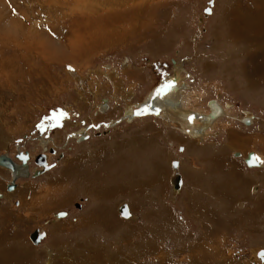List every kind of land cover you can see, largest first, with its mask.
<instances>
[{"label":"rangeland","instance_id":"rangeland-1","mask_svg":"<svg viewBox=\"0 0 264 264\" xmlns=\"http://www.w3.org/2000/svg\"><path fill=\"white\" fill-rule=\"evenodd\" d=\"M115 1L0 0V25L16 19L20 27L15 38L0 35V154L22 147L39 155L49 145L54 151L51 173L22 178L23 187L16 183L26 208L14 209L17 197L0 203V264H45L51 251L53 264H264L256 254L264 250V216L256 220L243 201L235 206L238 192L223 183L216 190L232 192L236 200L228 208H244L242 214L233 216L224 205L216 212L194 211L188 193L169 182L174 160L188 178L211 161L213 169L222 161L227 170L229 159L214 153L240 151L228 145V130L241 133L231 137L247 152L260 150L264 160V140H243L241 130L264 132V28L258 24L264 0H127L120 8ZM38 38L52 39L54 49L49 52ZM135 75L143 82L132 81ZM175 76L185 85L184 109L205 113L207 102L216 100L232 107L212 137L191 141L152 115L109 127L130 101H145L159 82ZM105 99L108 109L101 113L97 107ZM69 109L78 114L76 124ZM245 111L254 117L250 126L239 122ZM53 116L60 125L46 124ZM65 123L72 124V136L84 129L82 143L63 134ZM44 134L50 136L46 146ZM244 168L248 175H264V167ZM7 181L6 175L2 183ZM246 186L250 195L252 188L260 191L257 183ZM203 197L205 205H214L210 193L202 191ZM122 203L131 219L119 217ZM60 210L67 215L58 219ZM34 229L44 233L38 244L30 239Z\"/></svg>","mask_w":264,"mask_h":264},{"label":"bare ground","instance_id":"bare-ground-1","mask_svg":"<svg viewBox=\"0 0 264 264\" xmlns=\"http://www.w3.org/2000/svg\"><path fill=\"white\" fill-rule=\"evenodd\" d=\"M126 2H127V0H116L114 6H117L118 8H120V6H121L120 4H124ZM18 24H19L18 20L11 19L8 25H6V26H1L0 25V35H2V36H10V38H15L16 36H19V29L18 28H20V27H19ZM258 24H259V28H264V16L261 17V20H260V22ZM58 30H59V28H58ZM91 35H94V34L91 33ZM262 37H264V35ZM35 40H36V38H35ZM52 41H53L52 39L50 41H48V40L42 41V40H40V38H38L37 42L41 43L43 45V47L47 48L49 50V52H50V50L54 49L53 45H52L53 43H51ZM261 44L264 46V39L261 42ZM57 49H58V47H57ZM98 73H99V71H98ZM108 77H109V80L113 83L115 89H120L118 84L121 85V81H120V79L117 78L116 74L115 73H111ZM77 83H78V81H77ZM80 83H81V81H80ZM160 86H159L160 88L158 90L153 91L150 95L146 96V99H145V101L143 103L141 102V103H137V104H132V101H130L129 104H127L128 107H126V109H124V111H123V116H124L123 118L126 119L128 117V119H129L128 122H130L131 119L134 118V117L135 118L136 117L140 118V116L144 117V113H148V115L152 114V115H154V116H156L158 118L159 117L163 118V120H165L168 125H171L172 127L176 128V129H179L183 133L184 136H186L188 139L191 138L192 141L196 142L197 140L201 141L203 138H205V136L207 135L206 131H208L209 127L213 123L218 121L220 117L225 116L227 114V112L230 110V108H232L230 105H225L226 106L225 107L222 104H220V102L218 100H216V101H210V102L208 101L207 102V105H208V103H210V104H209V107H207V111L205 113H200V112H196V111H193V110L184 109L182 107V105H180V99L182 97H184V96H185L184 98L186 99L187 95L184 94L185 93L184 91H183L184 93L182 92V90L185 89V85L183 84L181 76H175L172 79L169 78L167 81H164V83L162 85H160ZM122 93L125 94V92H123V91H122ZM131 94L132 93H130L129 94L130 97H128L130 100L132 98ZM106 102H107L106 99L103 100V103H106ZM130 104H132V105H130ZM104 106H106V105H104ZM136 108H138V109L141 108L143 110L145 108L146 111L144 110L142 112L141 110H139L140 114L139 115H134L132 113V111L134 109H136ZM101 109H103V108H101ZM245 116L246 117H243L241 119V122L243 124H245L246 126H250L251 123H252V119H254V117L252 115H250L249 113H247V111H245ZM190 117H191V120L189 119ZM125 119H123V120H125ZM60 120H61L60 118H54L52 120L50 119V121L46 120V124L47 125H51L52 122L55 123L56 121L59 122ZM110 124L113 125V122H111ZM83 130H81V131H83ZM82 133L83 132H81L80 134H77L76 137L77 136H78V138L82 137L81 136ZM72 137H74V135ZM85 138L86 137H84L82 140H84ZM45 144H46V142L43 143L44 146H46ZM182 150H183V148L181 147V150L179 149V151H182ZM24 153H26V156H27V159L25 160V165H26L25 167L24 166H20L21 164H15L14 161L9 159L6 155H2L4 157H6V159H9V161L11 163V166H14V167L16 166V168H14L15 171H13L12 167H9L8 165L0 163V170H4L5 172H6V169L8 171L10 170L14 174L15 177H24V178L28 177L29 176L28 166H27L28 153L27 152H24ZM240 155L241 154H239L238 152H234V156L240 157ZM16 159H17V157H16ZM36 159L41 160L44 165L47 164L44 161V156L43 155L37 156ZM245 159H244V163L246 164V166L248 168H263L264 167V162L260 158H258L260 160V162L258 164H256V165H252V166L247 165V163L245 162ZM17 160L20 162L19 159H17ZM36 163L39 164L38 162H36ZM172 163H173V161L171 162V169L173 171L172 172V175H173L174 167H172ZM51 168H52V166H48L46 169H43L44 171H42L41 173H39L37 175H32V177L35 178V177L43 174L45 171H47V170H49ZM176 172H177V174H178V176L180 178V187H179V189L174 187V185L170 181L169 182H170L172 188L175 191L180 192L179 190L181 189L182 181H181V176H180V173H179V162H178V160H177V165H176ZM172 175H171V177H172ZM171 177H170V180H171ZM15 186H16V184L14 182H11V183L8 184L7 190L10 191L13 188H15ZM255 190L256 189L253 188V191H255ZM123 205H125V207L127 208V212L129 213V216L127 218H123V219H126V220L130 219L132 216H131V214L129 212V208H128L126 203H123ZM119 206L121 207V205H119ZM77 207H79V206H77ZM120 207H118V208H120ZM61 213H63V212H61ZM55 216L57 218H63L66 215H58V214H56ZM120 218H122V217H120ZM37 232H38V230H37ZM43 237H44V233L39 237L37 242H33L32 240L31 241L33 242V244H38ZM8 255L9 254L7 253L6 256H8ZM48 255H47V258L45 260V264H53L52 251ZM261 261H263V260H261ZM9 263H11V262H9Z\"/></svg>","mask_w":264,"mask_h":264},{"label":"crops","instance_id":"crops-1","mask_svg":"<svg viewBox=\"0 0 264 264\" xmlns=\"http://www.w3.org/2000/svg\"><path fill=\"white\" fill-rule=\"evenodd\" d=\"M262 70H264V69H262ZM206 109H207V107H206ZM216 123H217V121L209 127L208 132H210V134L207 133L206 138L212 137L211 131H212V128L215 126ZM250 129L251 128H249V129L241 128L242 135H243L242 137H245V138H242L243 140L249 139V141H252L254 138L257 141L264 140V136H261V134L264 132H260V133L248 132L247 130H250ZM226 133L228 135V138L230 139L228 141V145H233V144L236 145L237 144L238 146H240V151H242L243 153L250 150V149H248L247 146H242L241 142L239 141L238 138H236L235 136L231 137L232 134L236 135V134H241V133H236V132H233L231 130L226 131ZM236 151L237 150H235L234 152H236ZM240 151H237V152L239 154H241L240 157H242L243 160L247 157L248 153L251 152V151H249L245 155H243V153ZM257 151L258 150H256V152L252 151V153L264 162L262 156L258 153V152H260V150L258 152ZM232 152L233 151H231V152L229 151L230 154H228L227 149L226 150L220 149L218 153H214V156H216L218 158L229 159V164H230V167L228 168L229 170L228 169L227 170L222 169L223 168L222 164H224L222 161H217L216 164L218 163L219 165L217 164L215 166V169H213L214 168L213 165L215 162L211 161V163L209 164L206 171L201 172V169H200V171H198V174H195V172H194L193 175H191V177H189V178H188V176L182 175L181 164L179 161V173H180L181 181H182L181 189L183 188L182 192L184 191V192L188 193L187 200H189L188 201L190 203L189 206H190V208H193L192 210L196 211V210L202 209L203 211L206 210V211L216 212L217 210L221 209V208H219L221 205H224L228 208L230 203H232V199H233L232 198V196H233L232 192L222 194L219 191H218L219 193L216 191L218 186L223 183L224 186H229V187H231L232 191L235 190L236 193L237 192L239 193V197H238L239 199H237V200L233 199V200H236L235 206H237L238 203H241L240 201H243V203L245 205L244 208H246L245 209L246 212H248L249 214H252L256 220L261 221L262 217L264 216V215H261L262 213H264V175L260 176V173L258 175H248L245 171V168H244V165H246V164L241 163L242 160L240 158L234 157V154ZM240 166L242 168H240L238 170V168ZM248 169H253V168H248ZM260 169H262V168H260ZM260 169H254V170H260ZM233 173L236 174L233 176L236 177L237 179H240L241 182L240 181L230 182L228 180V177H233L231 175ZM194 174H195V176H194ZM240 175H242L243 178ZM183 177H184V180H183ZM255 183L260 185V188H259L260 194L258 195L259 192L257 193V187H256L255 191H253V188H252V195H254V196H252L249 194L248 191H245V189L247 188L246 185L250 186V185L255 184ZM249 186H248V190H249ZM19 191L22 193V198H23L22 200L24 201V204L27 206L28 202L26 201V199L24 200L22 190H19ZM202 191H204L205 193L211 194L212 197L210 199H208V201L214 205H211V207L205 205L207 199H205V197L202 198ZM246 193H247V196H246ZM255 195H258V196H255ZM240 196H243V197H240ZM247 198L249 199V204H248ZM33 202H34V200H33ZM219 202H220V204H219ZM33 206H34V203H33ZM240 206H241V204H240ZM230 207H232V206L230 205ZM244 208H241V209L237 208V210H236L237 213H233L234 210H230V208H228L229 210L226 212H228V213L231 212L233 216L234 215L237 216L240 213L242 214V212H240V211H242ZM131 216L133 217L132 214H131ZM215 217H217V216H215ZM241 219H242V222H244V220H245L244 215ZM214 220H216V219L214 218ZM13 237L14 238L12 240L16 241L15 235ZM199 247L200 246L198 244V246L197 247L195 246L194 248H195V250H197V248H199ZM3 250H4V247H2V250L0 251V253L4 254L5 251H3Z\"/></svg>","mask_w":264,"mask_h":264},{"label":"flooded vegetation","instance_id":"flooded-vegetation-1","mask_svg":"<svg viewBox=\"0 0 264 264\" xmlns=\"http://www.w3.org/2000/svg\"><path fill=\"white\" fill-rule=\"evenodd\" d=\"M163 66H166V64H163ZM159 67H160V65H159ZM159 67H158V69H159ZM139 72L141 73V74H143L140 70H139ZM136 76V75H135ZM136 78L137 79H133V76H132V81L134 80V81H139L140 83H142L143 81H142V78L143 77H137L136 76ZM164 81V80H163ZM141 87H143L144 88V86L141 84ZM131 97H133V94L131 95ZM144 102V101H143ZM142 102V103H143ZM208 104H210V103H208ZM104 105H106V106H104ZM108 107V101L106 102V103H103L102 102V104H101V107L99 106V107H97V109L101 112V113H104V111L106 110V109H108L107 108ZM101 108H103V109H101ZM141 108H136V110H140ZM60 110V108H58V111ZM70 110L71 109H69L68 110V113H69V115H70V117H71V119L73 118V117H75V115L78 117V114L77 113H74V114H70ZM144 110H145V108H144ZM146 111V110H145ZM99 112V113H100ZM99 113H97V114H99ZM100 113V114H101ZM148 113H144V117L143 116H140V118L139 117H134V118H132L131 119V121L130 122H128V117L125 119V118H123L124 116H123V113H122V115L121 116H118V117H115V119H113L111 122H113V125H111V126H109V127H115V128H117V126L120 124V122H121V120H123V119H125V120H123L122 121V123L124 122V123H126V124H131V123H133V121H135V120H141V121H143L146 117H148V116H151L152 114H150V115H148ZM152 116H154V115H152ZM76 118V117H75ZM46 120V119H45ZM44 120V121H45ZM47 121H50V118L49 119H47ZM61 121V120H60ZM72 121H74V123L76 124V120H74V119H72ZM239 122L240 123H242L241 122V120H239ZM62 124H64V123H62ZM243 124V123H242ZM245 125V124H244ZM37 126H39V124L37 125ZM64 126H66V128H63V130H62V132H63V134H65V132L66 133H71L70 135H69V138L71 139V140H77L78 139V142L79 143H82V142H80V140H82L85 136H84V134L83 135H81L82 137H80V138H78V136H77V138H75V137H72V132L73 131H75L74 129H73V127H72V124H69V123H65V125ZM56 127V126H55ZM60 127V126H59ZM57 128V127H56ZM70 129V128H72L71 130H70V132H68L66 129ZM81 127H79L78 128V131L80 130V132L79 133H81L82 131H81ZM74 136H76L75 134H73ZM64 137H66V138H68L66 135H63ZM42 138H45L44 140H43V142H46L45 140H48V138H50V136L49 135H47V134H44V136L42 137ZM7 143H4L2 146L5 148V145H6ZM50 146V145H49ZM49 146H46V148H42V154H39V155H43L44 156V161H45V163H47L46 165H49L50 166V156L53 154L52 152H54L52 149H49ZM49 149V150H48ZM18 151H20V152H27L28 153V161H27V166H28V172H29V176L28 177H15L14 176V174L9 170H7L6 168V172L4 171V170H0V177L2 178V180H0V182L2 183V181H3V179H4V176H8V181L6 182V183H2V185H5V188H4V190L3 191H0V203L2 202V203H4L5 201H8V200H11V199H13L14 197H17V201H12L11 200V202L12 203H16L17 205H18V207L17 208H14V209H17L16 211L17 212H20L19 210H22V209H24V208H26L25 207V204H24V202H21V200H22V194H21V192L19 191V190H22L23 188H21L20 189V185H18V187L17 186H15V188H13L12 190H7V187H8V184L9 183H11V182H14L15 184L16 183H18L19 181H21V186L23 187V182L25 181H22V178L23 179H28V180H36V179H39L40 177H35V178H33L32 177V175H33V172H34V170H36V169H41V166L39 165V164H37L36 162H35V159L37 158V156H39V155H36V153H30V152H28V151H26V149H23L22 147L21 148H19V149H16V150H14L12 153H11V155H10V153H6V154H0V155H6L9 159H11L12 161H14V163L15 164H20V162L16 159V154H17V152ZM51 151V152H50ZM51 154V155H50ZM36 165V166H35ZM246 166V165H245ZM45 172H47V171H45ZM48 173H51L50 171L49 172H47V174ZM45 176H46V178L48 177L47 175H46V173H45ZM13 180V181H12ZM19 184V183H18ZM30 195V194H29ZM85 204V203H84ZM83 205V204H82ZM79 206H80V204H79ZM80 208V207H79ZM61 212H63V213H66V215H67V212L66 211H64V210H60V211H58L56 214H58V213H61ZM21 214V213H20ZM55 214V215H56ZM18 216V215H17ZM20 216H22V215H19V217ZM26 217H32L31 215H26ZM33 218V217H32ZM2 219H3V217H2ZM21 219V218H20ZM58 219H61V218H58ZM38 221V220H37ZM36 221V222H37ZM1 229V228H0Z\"/></svg>","mask_w":264,"mask_h":264},{"label":"water","instance_id":"water-1","mask_svg":"<svg viewBox=\"0 0 264 264\" xmlns=\"http://www.w3.org/2000/svg\"><path fill=\"white\" fill-rule=\"evenodd\" d=\"M213 0H210V5L213 3L212 2ZM142 112L144 111L143 109H140ZM132 113L134 114V115H139L140 114V111L139 110H136V109H134L133 111H132ZM180 150H181V148H179ZM16 157H17V159H19L20 160V166H26L25 165V160L27 159V156H26V153H22V152H20V151H18L17 152V154H16ZM36 162H38L40 165H41V169H36V170H34V172H33V175H37V174H39V173H41L42 171H44L43 169H46L49 165H44L43 164V162L41 161V160H39V159H36L35 160ZM176 161V162H175ZM245 162L247 163V165H250V166H252V165H256V164H258L259 162H260V160L252 153V152H249L248 153V155H247V157H246V159H245ZM0 163H3V164H5V165H8L9 167H12V169H13V171H15V169L14 168H16V166L14 167V166H11V163H10V161H9V159H6V157H4V156H2V155H0ZM13 165V164H12ZM176 165H177V160H174L173 161V163H172V167H174V173H173V175H172V177H171V180H170V182L174 185V187H176V188H178L179 189V187H180V178H179V176H178V174H177V172H176ZM51 166V165H50ZM120 207V206H119ZM125 205H123V203L121 204V207L120 208H118L117 207V212H118V215L120 216V217H122V218H125L124 216H122V212L125 210ZM61 213H58V215H60ZM128 216H129V213H128ZM127 216V217H128ZM43 234V231H41V230H39L38 232H37V230L36 229H34L32 232H31V234H30V239L33 241V242H37L38 241V239H39V237L41 236ZM257 256L261 259V260H263L264 259V250H262V251H260V252H258L257 253Z\"/></svg>","mask_w":264,"mask_h":264},{"label":"snow or ice","instance_id":"snow-or-ice-1","mask_svg":"<svg viewBox=\"0 0 264 264\" xmlns=\"http://www.w3.org/2000/svg\"><path fill=\"white\" fill-rule=\"evenodd\" d=\"M189 119L191 120V117ZM60 215H66V213H61ZM122 216L127 218V216H128L127 208H125V210L122 212Z\"/></svg>","mask_w":264,"mask_h":264}]
</instances>
